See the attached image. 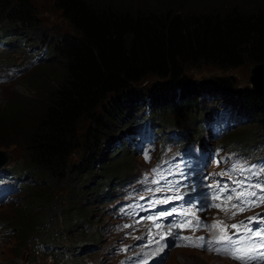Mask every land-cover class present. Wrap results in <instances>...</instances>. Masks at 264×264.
Instances as JSON below:
<instances>
[{
  "label": "trees",
  "instance_id": "16d2710c",
  "mask_svg": "<svg viewBox=\"0 0 264 264\" xmlns=\"http://www.w3.org/2000/svg\"><path fill=\"white\" fill-rule=\"evenodd\" d=\"M145 1L147 5L142 4ZM34 2L0 0V40L8 50H19L20 42L32 43L36 36L47 47L41 75L37 73L32 82L37 96L0 107V132L15 129L21 133L15 136L19 140L15 144L23 145L28 160L27 170L19 171L33 182L24 188L28 211L23 214L29 220L14 240L18 253H28V264H44L39 262V253L48 264L50 258L55 263H77L81 254L92 251L90 245L76 249L92 239L84 236L83 229L69 238L66 234L75 230L79 219H90V204L103 198L113 185V178L100 180L106 182L103 186L90 178L100 175L105 180L114 173L102 159L106 125L96 111L104 102H122L131 113L150 105L152 118L168 121L163 130H176L184 115L194 116L201 110L193 120L198 128L208 112L205 98L220 92L236 100L238 114L256 127L235 132L230 140L257 139L264 134V95L251 88L238 89L242 82L247 85L245 80L228 74L186 75L187 69L200 64L214 65L223 72L264 64V0H229L223 5L206 0H53L70 29L63 33L57 29L55 35L50 26L41 28L33 14ZM8 54L1 60L9 61ZM146 81L153 83L148 94L141 89ZM104 109L109 115V107ZM120 119L110 117L117 123ZM256 146L264 155V147ZM78 150L81 157L75 153ZM72 154L77 156L70 163ZM66 183L71 188L69 205L75 204L69 211L49 196L55 185ZM35 184V188L42 184L43 189H30ZM79 192L87 209L76 207ZM75 213L81 215L78 220L72 218Z\"/></svg>",
  "mask_w": 264,
  "mask_h": 264
},
{
  "label": "rangeland",
  "instance_id": "374dc122",
  "mask_svg": "<svg viewBox=\"0 0 264 264\" xmlns=\"http://www.w3.org/2000/svg\"><path fill=\"white\" fill-rule=\"evenodd\" d=\"M211 1L213 4H228L229 0H206ZM137 2V1H136ZM141 3V0H139ZM35 11L33 12L34 16L40 20L41 28H45L50 26L51 28L49 30L54 31L53 35L56 34V30L60 29L57 33H63V32H69L70 29L66 26L67 22L66 20L61 16V13L59 10H57L53 5V0H35ZM142 4H146V1ZM147 5V4H146ZM256 7V6H252ZM4 25H8V23L3 22ZM1 24V25H3ZM32 37V35H31ZM51 37V36H49ZM31 44H36L39 42V37H34L31 39ZM46 45V44H44ZM27 70L24 74L20 76H16L14 79H12L9 83H5V87H0V107L7 108L8 104L11 100H21L24 97L34 99L37 96L36 90L32 87L33 79L36 77V74L41 69V65L36 61H30L27 59L26 64ZM251 66H243V67H237L232 70H229L227 72H223L219 70L214 65L209 64H200L199 66L195 68H189L186 71V75L195 77V78H204V77H223L224 74H229L230 76H233L237 80H245L247 85H245L243 82L240 83L243 88H253V82H255V79H261L264 78V70L255 69L253 72L251 70ZM149 83H143L141 85V88L144 90L145 85ZM152 85V83H151ZM211 86V83L209 84ZM208 98V96H207ZM231 97L228 96L227 98H222L218 100V102L214 103L215 105L219 104H225L228 105L231 101ZM220 102V103H219ZM123 103H126L123 101ZM109 107V115H106L105 109L106 107ZM122 106V102L119 103V101L115 102H107L106 106H102L100 110L96 111L97 116L102 118V122L106 125L105 131L102 133V146H110L111 142L108 139V135L112 133V121H110V117L115 114V107ZM125 106V105H124ZM102 111V113H101ZM228 111L225 112L227 114ZM188 120H190L188 118ZM89 122L87 121L85 123V126H87ZM93 125V122H91ZM119 125V124H118ZM252 130L256 129V127L252 125H242L239 127V132H243L244 130ZM107 130V131H106ZM21 133L17 130H2L0 132V149L3 150L4 155H13L15 159L22 158L23 161H9L5 167H14V170H23V168L26 166V159L28 160V154L26 153L23 145L15 144L16 140L19 141L15 136L20 135ZM16 139V140H15ZM228 141V139H227ZM254 141V140H251ZM251 141L247 140V143H250ZM3 147V148H1ZM5 148V149H4ZM104 150V149H103ZM81 157V151L78 150L75 152ZM73 155V154H72ZM77 155H74L72 157V161L75 160ZM264 156V155H262ZM125 162H133L132 167L129 170H132L134 172H140V167L142 166V163L138 157H131L130 159H124ZM128 164H126V167ZM152 166V163H149L147 167ZM93 179L94 177H90ZM146 181L145 190L151 189V191H154L157 187H159V184H154L152 181H149L148 179H143ZM39 182V181H38ZM37 182V183H38ZM33 183H31L32 185ZM36 184L32 186L30 189H43V185L40 184L39 187L35 188ZM56 188L52 189L50 197L53 195L54 200L59 204L60 208H69L73 209V206L75 204H72L70 206V185L69 183L63 184L61 186L55 185ZM35 188V189H34ZM177 187H174L172 190H175L176 193L172 197H170L167 193H151L149 195L144 196V200L139 205V210L142 212H153V214L156 217H160L159 219L163 221H171L177 219L178 223H180L181 226V237H192L193 239L197 237H204L205 238V247H197V250L193 249H178V246L180 245L175 239H173L172 243L167 247V254L170 252V248L173 247L172 251L170 252L168 258L166 259L165 264H238L234 263L232 261H229L225 258H222L218 255H210V250L216 245L215 242H212L208 230L203 228L202 226L197 227V221L201 223V218L198 216V214L194 210V205L191 199L182 196L178 193ZM81 189H79L80 191ZM94 190V189H93ZM32 191V190H31ZM30 191V192H31ZM184 191V189H182ZM55 193V194H54ZM55 195V196H54ZM181 197L180 199H175V197ZM78 199L76 203V207H81L82 209H87L85 206L87 205V201L84 200L82 193L79 192L77 195ZM71 200L73 201V197L70 196ZM171 198L169 203H156L155 206H150L151 202L157 201V200H164ZM19 205L16 206V202L9 204L11 207H2L0 208V217L4 218V221L9 222L8 220L12 219L17 222L12 224L15 228L17 233L10 235L5 242L6 244L1 243L0 244V264H17L20 257H26L25 254H18V248H14V245L16 242L17 236H18V230H21L23 228V224H27L29 217L25 219L24 211H28V205L23 208V205L25 203V200L23 199V195H19L17 197ZM74 203V202H73ZM94 205H91V209L93 211L87 212V217H90L88 221H81L78 217V215L75 213L73 215L74 220H78L77 227L75 230L71 231V233L66 234V238H69L77 233L78 230L83 229L84 236L89 235L92 239L88 242L95 241L96 245L99 247L98 254L96 260H99L102 264H111L115 261L118 262V264H125L128 259V250L126 247L120 246V237L122 233H129V232H136L138 234H141L143 232L144 224L142 222L141 215H137L136 212H132L135 214H132L129 212L126 216H124V222L121 224L122 231L117 233H106L102 236V238H99L94 234L95 230L100 231L97 226L92 225L87 228L86 223L91 225V221L95 222V220L98 217L102 216V210L103 208H100V206L93 207ZM23 209H22V208ZM173 209H175V212H173L172 215H163L161 216V213H169L172 212ZM60 210L57 209L56 212L58 213ZM187 211V212H186ZM184 213V214H181ZM81 216V215H80ZM185 218H182V217ZM100 220V219H99ZM103 221L106 220V218H102ZM97 224V223H96ZM124 225H130V227H124ZM62 239L63 241L66 239ZM46 239V238H43ZM199 243V241H197ZM211 242V243H209ZM24 247V245H23ZM76 255H79L78 252H76ZM40 263L47 262L43 256H38ZM109 260L111 262H109ZM197 261V262H196Z\"/></svg>",
  "mask_w": 264,
  "mask_h": 264
},
{
  "label": "snow or ice",
  "instance_id": "6c2138e0",
  "mask_svg": "<svg viewBox=\"0 0 264 264\" xmlns=\"http://www.w3.org/2000/svg\"><path fill=\"white\" fill-rule=\"evenodd\" d=\"M145 159L148 160L150 157L146 154ZM254 166H250L248 169H245L243 167H240L238 170L243 173L244 171H251V168ZM159 168V166H158ZM158 168H154L152 171L157 174L159 179L153 180L152 182L155 184H159L160 179H164L163 176L160 175V172ZM233 170H237L234 166ZM264 171V170H261ZM227 173H220L218 175H226ZM260 175V172H252V176ZM147 179V177H146ZM246 180H251V176L247 177ZM246 180H240V181H233L232 183L235 185V187L229 189L228 185L225 184L222 187L219 185V182L215 186L216 191L218 193L217 198L219 195L228 193L227 199L231 201L233 199V196H235L236 202L239 203L242 207L238 209V211H244L247 208L251 207H258L259 203H264V188L260 187V184L252 185L250 183H246ZM242 185H246V187H243L240 192L237 191L238 188H241ZM211 187V186H210ZM257 189L260 193V195L257 194V191L251 190V189ZM169 191H171V188H168ZM178 190V189H177ZM194 190V189H193ZM151 191V189H149ZM157 192L162 191V189L157 188ZM181 197L177 196L175 199H180ZM141 199H144V197H141ZM171 198L164 199V200H157L154 202H151L150 206H155L156 203H169ZM236 205L233 204L232 207H235ZM207 207H221L219 204H204L201 206V210L204 211L207 209ZM173 212H175V209H173L172 212L169 213H161V216L163 215H172ZM135 214V213H132ZM184 214V213H181ZM237 212H233L232 215L235 216ZM160 217H149V219H159ZM253 223L259 225L260 230L254 231L250 225ZM154 226L158 227V225ZM197 227L200 226H207L202 225L199 220L196 224ZM219 226V222L217 224L211 225V227L215 228ZM124 227H130V225H124ZM175 227V225L173 226ZM232 229H235V232L232 236L227 234V228H225L223 231V234L217 237V241H227L229 242L230 250L228 251V254L232 256L234 259H238L242 261V264H264V216L258 214L256 217H249L246 221H240L239 224H233L230 226ZM172 230L169 229V234H171ZM241 235H237L240 234ZM233 236H236L235 239H233ZM259 238V239H257ZM183 241L186 242L187 245H191L193 247H205V238L204 237H197L193 239L192 237H180ZM199 241V243L197 242ZM156 243H159V241H155ZM211 243V242H209ZM255 246V247H253ZM163 249H161L162 251ZM218 253H223L225 251L224 248H216L215 249Z\"/></svg>",
  "mask_w": 264,
  "mask_h": 264
},
{
  "label": "water",
  "instance_id": "95a60500",
  "mask_svg": "<svg viewBox=\"0 0 264 264\" xmlns=\"http://www.w3.org/2000/svg\"><path fill=\"white\" fill-rule=\"evenodd\" d=\"M255 69H259V70H264V64H253L251 66V70L252 72ZM253 90L257 91L258 93H261L264 95V78L263 80L261 79H255V82H253ZM6 160V156L4 155L3 152H0V163H3Z\"/></svg>",
  "mask_w": 264,
  "mask_h": 264
},
{
  "label": "bare ground",
  "instance_id": "6f19581e",
  "mask_svg": "<svg viewBox=\"0 0 264 264\" xmlns=\"http://www.w3.org/2000/svg\"><path fill=\"white\" fill-rule=\"evenodd\" d=\"M0 53H2L3 54V50H0ZM231 138V137H230ZM86 226L87 227H90L91 225L90 224H88V223H86ZM197 262V261H196Z\"/></svg>",
  "mask_w": 264,
  "mask_h": 264
}]
</instances>
